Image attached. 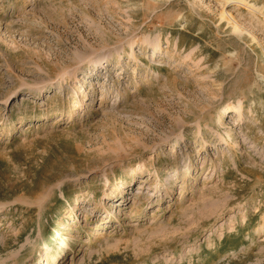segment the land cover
<instances>
[{"label": "rangeland", "instance_id": "obj_1", "mask_svg": "<svg viewBox=\"0 0 264 264\" xmlns=\"http://www.w3.org/2000/svg\"><path fill=\"white\" fill-rule=\"evenodd\" d=\"M242 1L0 0V264H264V0Z\"/></svg>", "mask_w": 264, "mask_h": 264}, {"label": "bare ground", "instance_id": "obj_2", "mask_svg": "<svg viewBox=\"0 0 264 264\" xmlns=\"http://www.w3.org/2000/svg\"><path fill=\"white\" fill-rule=\"evenodd\" d=\"M228 1H231V0H228ZM234 1V0H233ZM236 1V0H235ZM237 1H242V0H237ZM243 2V1H242ZM253 8V7H252ZM224 13V12H223ZM225 15V14H224ZM139 44V41L137 40V39H135V40H133L132 42H130L128 45H130V48H134V47H136L137 45ZM135 49V48H134ZM152 50H153V52L152 53H155V52H159V50H160V46H159V44H154V45H152ZM123 55H122V53L120 52V53H117V54H115V55H113L112 57H116V58H111V57H108V60L109 59H112V61H115V60H118V59H120L121 57H122ZM111 61V60H110ZM56 86H55V84H53V85H50V86H48V87H45V88H39V89H37L36 90V93H37V96L38 97H43V96H46V95H48V94H51V93H53V92H55L56 91ZM20 96L21 94L18 92V91H15L14 93H13V96ZM240 111H242V108L241 107H239V106H237L236 104H231L229 107H227V108H225V109H223V113H222V115H220L219 117H218V122H221V121H223V114H227V115H229V114H231V113H235V112H240ZM229 135V137H231L232 136V134H228ZM231 140H232V137L230 138ZM227 141H229V139L227 140ZM259 232L261 231V230H258ZM259 234H262V233H259ZM258 234V235H259Z\"/></svg>", "mask_w": 264, "mask_h": 264}]
</instances>
